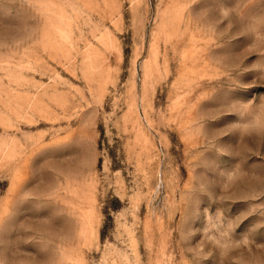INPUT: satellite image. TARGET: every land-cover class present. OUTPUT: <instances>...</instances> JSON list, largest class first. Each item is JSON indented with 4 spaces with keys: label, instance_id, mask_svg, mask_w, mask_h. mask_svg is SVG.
I'll list each match as a JSON object with an SVG mask.
<instances>
[{
    "label": "rangeland",
    "instance_id": "374dc122",
    "mask_svg": "<svg viewBox=\"0 0 264 264\" xmlns=\"http://www.w3.org/2000/svg\"><path fill=\"white\" fill-rule=\"evenodd\" d=\"M0 264H264V0H0Z\"/></svg>",
    "mask_w": 264,
    "mask_h": 264
}]
</instances>
